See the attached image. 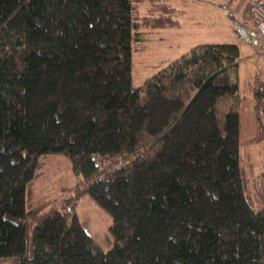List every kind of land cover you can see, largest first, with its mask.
Wrapping results in <instances>:
<instances>
[{"label":"trees","instance_id":"obj_1","mask_svg":"<svg viewBox=\"0 0 264 264\" xmlns=\"http://www.w3.org/2000/svg\"><path fill=\"white\" fill-rule=\"evenodd\" d=\"M182 14L157 0H0V262L264 264V171L258 185L239 152L264 144V84L241 141L238 45L197 44L133 84L141 29ZM49 155L84 185L31 210ZM83 192L112 219L109 249L78 218Z\"/></svg>","mask_w":264,"mask_h":264},{"label":"rangeland","instance_id":"obj_2","mask_svg":"<svg viewBox=\"0 0 264 264\" xmlns=\"http://www.w3.org/2000/svg\"><path fill=\"white\" fill-rule=\"evenodd\" d=\"M157 1H167L178 6L183 14L179 26L157 28L146 25L141 29L146 43L142 48L135 47L133 50V84L141 85L163 66L197 44H237L240 50L239 90L242 96L241 141L250 138L255 131V118L252 116L249 84L253 82L254 73L259 78L264 77V38L258 32L254 16L245 9L251 0ZM151 5L142 1L138 7L140 14H146ZM239 152L243 160L251 159L255 162V182L262 185L259 170L264 167V145L242 142ZM36 171L35 180L28 189L31 210H42L47 204H57L61 199L68 198L73 190H78L79 185L81 188L84 185L81 176L73 173L69 160L61 155L42 158ZM76 204L78 218L88 233L102 249H109L112 243L109 232L112 223L110 215L84 192Z\"/></svg>","mask_w":264,"mask_h":264},{"label":"built area","instance_id":"obj_3","mask_svg":"<svg viewBox=\"0 0 264 264\" xmlns=\"http://www.w3.org/2000/svg\"><path fill=\"white\" fill-rule=\"evenodd\" d=\"M251 11L256 15L257 27L264 36V0H253Z\"/></svg>","mask_w":264,"mask_h":264},{"label":"crops","instance_id":"obj_4","mask_svg":"<svg viewBox=\"0 0 264 264\" xmlns=\"http://www.w3.org/2000/svg\"><path fill=\"white\" fill-rule=\"evenodd\" d=\"M248 46H249V45H248ZM249 47H250V46H249ZM255 77H259L257 73H254V74H253V80H252L253 82L249 84V89H250V91H251V98H252V87H253V85H254L253 83H254ZM259 80L262 82V84H264V77L259 78ZM251 84H252V85H251ZM253 101H254V100H251V103H253ZM255 125H256V122H255ZM262 145H264V144H262ZM262 171H264V169L259 170V173L262 172Z\"/></svg>","mask_w":264,"mask_h":264},{"label":"bare ground","instance_id":"obj_5","mask_svg":"<svg viewBox=\"0 0 264 264\" xmlns=\"http://www.w3.org/2000/svg\"><path fill=\"white\" fill-rule=\"evenodd\" d=\"M251 6H252V4H251V1H250V4H249V12H250L251 15L254 16L255 21H256V15L251 11ZM256 26H257V22H256ZM257 29H258V27H257ZM258 32H259V30H258ZM259 34H260V32H259ZM260 36H261L262 38H264V36H262L261 34H260Z\"/></svg>","mask_w":264,"mask_h":264},{"label":"water","instance_id":"obj_6","mask_svg":"<svg viewBox=\"0 0 264 264\" xmlns=\"http://www.w3.org/2000/svg\"><path fill=\"white\" fill-rule=\"evenodd\" d=\"M241 32H243L242 29H241Z\"/></svg>","mask_w":264,"mask_h":264}]
</instances>
